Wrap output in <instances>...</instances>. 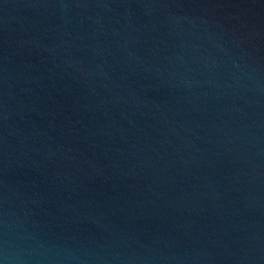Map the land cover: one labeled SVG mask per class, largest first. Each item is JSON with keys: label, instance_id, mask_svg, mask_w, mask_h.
<instances>
[{"label": "water", "instance_id": "95a60500", "mask_svg": "<svg viewBox=\"0 0 264 264\" xmlns=\"http://www.w3.org/2000/svg\"><path fill=\"white\" fill-rule=\"evenodd\" d=\"M0 264H264V0H0Z\"/></svg>", "mask_w": 264, "mask_h": 264}]
</instances>
